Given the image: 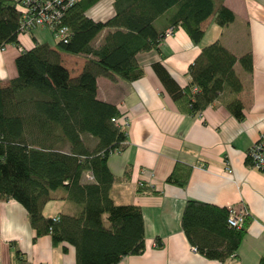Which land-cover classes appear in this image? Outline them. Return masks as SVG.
<instances>
[{"label": "trees", "instance_id": "16d2710c", "mask_svg": "<svg viewBox=\"0 0 264 264\" xmlns=\"http://www.w3.org/2000/svg\"><path fill=\"white\" fill-rule=\"evenodd\" d=\"M99 1L78 0L66 9L59 24L67 27V40H55L51 46L33 37L34 46L21 50L15 59L17 75L7 84L0 81V201L14 200L25 209L35 239L49 235L53 245L71 246L75 264H118L145 249L141 210L116 205L110 195L115 176L108 159L125 148L127 132L112 120L121 118L116 105L97 99V77L132 82L142 76L136 56L159 49L166 33L156 24L161 17L167 18L168 26L181 27L194 43L200 42V23L207 18L219 27L234 18L222 0H113V15L97 21L87 11ZM21 18L17 0H0V48L18 46V35L31 32L22 29ZM62 53L85 59L77 76L71 77L61 63ZM236 61L250 71L248 52L236 58L215 39L199 47L185 88L160 62H154L152 70L169 96L195 114L223 90L232 94L241 90L233 69ZM225 106L236 120L243 119L237 98ZM245 162L249 164L247 158ZM179 170L176 165L167 184L185 185ZM59 190L78 212L44 217V205ZM135 192L153 191L138 186ZM227 214L226 208L193 200L183 209V232L207 260L222 263L234 258L246 234L247 212L239 230L227 226ZM10 249L12 264H28L13 243ZM258 264H264V258Z\"/></svg>", "mask_w": 264, "mask_h": 264}, {"label": "crops", "instance_id": "0c3cea01", "mask_svg": "<svg viewBox=\"0 0 264 264\" xmlns=\"http://www.w3.org/2000/svg\"><path fill=\"white\" fill-rule=\"evenodd\" d=\"M112 2H108L111 6L106 19L114 13ZM98 3L87 15L104 21L95 11ZM222 5L233 13V20L223 27L211 17L201 22L199 43H194L181 27L168 26L167 18L158 19L159 30L170 32L164 34L159 49L137 54L143 75L136 80L126 82L105 76L96 79L97 99L116 105L127 132L125 148L108 159L115 176L110 195L116 205L138 207L144 224L143 253L124 257L118 264H258L264 258V176L245 162L250 145L264 131V0H222ZM99 10L105 11L103 7ZM41 29L20 33L18 46L8 44L0 48L3 84L17 75L15 59L21 50L34 46L33 37L38 43L55 45L53 40L41 38L47 28ZM215 39L236 58L248 52L251 69L245 72L236 61L233 69L241 90L237 94L223 90L210 105L191 114L182 102L169 96L152 64L160 62L185 88L190 82L188 67L197 57L199 47ZM61 63L75 77L85 59L62 53ZM231 98H237L242 105L240 121L225 106ZM176 165L181 180L186 181L183 187L166 183ZM138 186L153 192L137 195ZM64 196L60 190L52 194V200L47 202L49 211L47 203L43 207L44 217L78 212V207L64 200ZM190 200L219 208L245 209L249 223L234 258L221 263L192 250L181 226L183 209ZM10 243L28 264H75L71 246L53 245L49 235L35 239L25 209L14 200H1L0 264H12Z\"/></svg>", "mask_w": 264, "mask_h": 264}, {"label": "built area", "instance_id": "2783aa9c", "mask_svg": "<svg viewBox=\"0 0 264 264\" xmlns=\"http://www.w3.org/2000/svg\"><path fill=\"white\" fill-rule=\"evenodd\" d=\"M78 0H17L21 11V27L24 31L35 27H45L53 30L56 40L65 41L68 38V29L60 25V17ZM166 32V34H168ZM196 88L192 89V92ZM117 124L125 126L124 121L112 119ZM251 169L264 176V131H262L246 152ZM89 180H91L89 178ZM246 211L244 208H228L226 224L228 227L239 230L242 226ZM196 252L195 248H192Z\"/></svg>", "mask_w": 264, "mask_h": 264}, {"label": "rangeland", "instance_id": "374dc122", "mask_svg": "<svg viewBox=\"0 0 264 264\" xmlns=\"http://www.w3.org/2000/svg\"><path fill=\"white\" fill-rule=\"evenodd\" d=\"M110 0H103L98 6H97V8L95 9V11H97L98 12V15H102L101 17H102V19L101 20H105L107 17H108V12H110ZM101 7H103L104 9H105V11L104 12H100V8ZM99 19V20H100ZM42 27H35V28H33V31H35V33L37 32V30L39 29V30H42L41 29ZM43 32H44V35L41 37V38H43V39H51V40H53V41H55L56 39L53 37V35H51V33H50V31H49V29L47 28L46 30H43ZM48 204V203H47ZM49 206H50V203L47 205V209L46 210H48L49 211Z\"/></svg>", "mask_w": 264, "mask_h": 264}]
</instances>
